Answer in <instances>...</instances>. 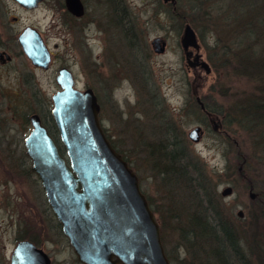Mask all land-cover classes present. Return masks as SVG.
<instances>
[{
  "label": "rangeland",
  "instance_id": "rangeland-1",
  "mask_svg": "<svg viewBox=\"0 0 264 264\" xmlns=\"http://www.w3.org/2000/svg\"><path fill=\"white\" fill-rule=\"evenodd\" d=\"M85 3L86 15L70 24L63 42L56 24L58 15L68 24L64 7L43 0L23 9L0 0V50L9 53L0 65V264L10 263L21 237L36 240L51 264H82L57 226L23 145L32 113L50 122L43 113L48 109L51 116L60 62L73 70L75 87L83 90L90 81L99 123L137 175L169 264H204L210 257L200 250L211 248L204 243L193 248L189 231L187 237L180 233L186 213L180 209L196 212V195L182 179L163 178L156 148L172 140L206 176L213 198L238 231L245 261L264 264V144L253 129L229 120L237 117L238 99L260 93L261 84L240 68L235 54L264 56V0ZM28 25L47 36L50 48L59 44L61 58L47 69L35 67L16 42ZM187 25L193 36L186 34ZM196 97L211 109H202ZM196 125L202 133L193 141L188 131ZM226 187L231 192L221 194Z\"/></svg>",
  "mask_w": 264,
  "mask_h": 264
},
{
  "label": "water",
  "instance_id": "water-1",
  "mask_svg": "<svg viewBox=\"0 0 264 264\" xmlns=\"http://www.w3.org/2000/svg\"><path fill=\"white\" fill-rule=\"evenodd\" d=\"M15 1L32 8L40 0ZM65 3L70 12L81 14L78 0ZM185 32L193 36L189 25ZM17 39L33 65L48 66L49 50L35 27H25ZM154 43L158 44V37ZM201 64L208 70L205 61ZM56 80L59 89L51 96L50 113L66 155L37 113L28 117L31 129L23 137V145L31 160L30 169L38 177L76 259L82 264H169L159 226L137 175L112 146L99 123L95 93L91 88L75 87L73 74L66 67L59 69ZM196 100L204 109L199 97ZM201 133V126L196 125L188 136L197 141ZM230 192L231 188L226 187L221 194ZM9 264L51 261L41 247L21 239L11 251Z\"/></svg>",
  "mask_w": 264,
  "mask_h": 264
},
{
  "label": "trees",
  "instance_id": "trees-1",
  "mask_svg": "<svg viewBox=\"0 0 264 264\" xmlns=\"http://www.w3.org/2000/svg\"><path fill=\"white\" fill-rule=\"evenodd\" d=\"M241 54H235L236 58H238L237 62H239L237 64L245 71L250 79L258 81L257 84H261V87L257 86L260 93H253L242 100L238 99L236 110L240 114V117L237 113L236 118L232 117L229 120L231 122H238L246 129H253L256 137L263 140L264 144V56H258L255 53L253 55ZM209 108L206 105L204 110H209ZM244 110L249 111V117L243 114ZM43 115L48 117L50 122L48 123L47 119L43 118L44 123L57 142L60 151L64 153V148L59 140L57 129L48 109H46ZM112 146L121 154L114 144ZM187 154L184 148L179 143L177 144L175 140L158 145L155 154L158 159L164 161L163 169L161 170L163 178L166 177L165 179L167 180L168 177L170 182H175V177L182 179L192 194L194 193L193 195H196V212L191 213L186 209H183V211L180 209L181 212H186L182 218L184 224L182 225L180 233L182 236L185 233L187 237V232L189 231L188 237L191 238V242L194 244L192 246L193 248L196 247L199 250L201 243L207 246L210 245L211 248L206 251L204 249L200 250L207 257H210L204 264H248L244 259V253L240 247L238 231L228 220L216 199L213 198V192L208 187L209 182L206 176L195 169L197 167L196 162L190 163L189 165V157ZM122 157L126 160L124 155ZM191 165L194 166L193 170L196 177H193L189 171ZM57 226L59 227V223H57ZM33 241L36 242V240Z\"/></svg>",
  "mask_w": 264,
  "mask_h": 264
},
{
  "label": "flooded vegetation",
  "instance_id": "flooded-vegetation-1",
  "mask_svg": "<svg viewBox=\"0 0 264 264\" xmlns=\"http://www.w3.org/2000/svg\"><path fill=\"white\" fill-rule=\"evenodd\" d=\"M19 7H21V8H23V9H27V7H25V6H23V5H21V4H19L18 2H16L15 0H13ZM43 0H40L38 3H40V2H42ZM45 1V0H44ZM53 1V4L58 8V7H61L62 6V8L64 7L65 8V13H67L68 14V24H67V26L65 25V23H64V20L62 19V18H60L61 16L60 15H58V17L59 18H57V19H61V22H58L56 25H58V28H57V30H56V36H57V39H59L60 37H61V39L63 40V42H65L66 41V36L68 35V31H70V24L72 23V22H74V23H77V21H79V20H82V18L86 15V3H85V0H78L79 1V3H80V5H81V7H82V12H81V14H79V15H76V14H73L72 12H70L67 8H66V3H65V0H52ZM165 1V0H164ZM167 1V0H166ZM170 1V0H169ZM38 5V4H37ZM36 5V6H37ZM35 6V7H36ZM32 8H34V7H32ZM29 9V8H28ZM17 17L16 16H12V19H16ZM91 20H86L85 19V22L86 23H89ZM82 24V23H81ZM28 26H30V25H28ZM41 35V38H42V40H43V42H44V44L47 46V48H48V50H49V56H50V59H49V64L48 65H51L53 62H56V61H58L61 57H58L57 56V49H58V47H59V44L57 43V42H54L53 44H52V47L54 48V49H52V48H50L48 45V42H47V40H46V38H47V36L46 35H44L43 33L42 34H40ZM17 37H18V35H17ZM17 37H16V42H17V44H18V46H19V42H18V39H17ZM72 53V52H71ZM2 55H4L5 56V61H7V57H8V55H9V53H7L6 51H4V50H0V65H3V64H5V62H4V60H2L1 58V56ZM63 58H65L64 56H63ZM59 65H61V67H66V68H68L71 72H72V74H73V70L72 69H70L69 68V66L66 64V62H60L59 63ZM35 66V65H34ZM36 67V66H35ZM38 68H43V67H41V66H37ZM61 67H59L58 68V71H59V69L61 68ZM44 69V68H43ZM47 69V68H46ZM58 75V74H57ZM73 77H74V80H75V82H74V85L76 86L77 85V83H78V79L76 78V76L73 74ZM57 78V76L55 77V79ZM56 82H57V80H56ZM90 81L88 80V79H86V81L84 82V86L83 87H85V88H90L89 86L91 85L90 83H89ZM59 85V84H58ZM38 116H39V118H40V121L42 122V124L47 128V130L49 131V129H48V127H47V125L44 123V119L38 114ZM30 129H31V125H30ZM29 129V130H30ZM31 162V161H30ZM31 165V164H30ZM29 165V166H30ZM49 209H50V207H49ZM50 211H52V210H50ZM58 223V222H57ZM24 238H26V237H24ZM24 238H20V240L21 239H24ZM28 239V238H27ZM31 240V239H30ZM19 241V240H18ZM33 241V240H32Z\"/></svg>",
  "mask_w": 264,
  "mask_h": 264
}]
</instances>
